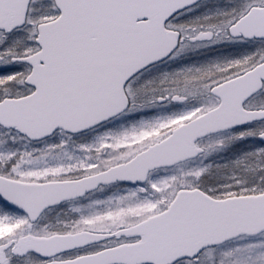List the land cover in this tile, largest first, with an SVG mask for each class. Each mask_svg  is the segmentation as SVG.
<instances>
[{"label":"snow or ice","instance_id":"1","mask_svg":"<svg viewBox=\"0 0 264 264\" xmlns=\"http://www.w3.org/2000/svg\"><path fill=\"white\" fill-rule=\"evenodd\" d=\"M0 264H264V0H0Z\"/></svg>","mask_w":264,"mask_h":264}]
</instances>
